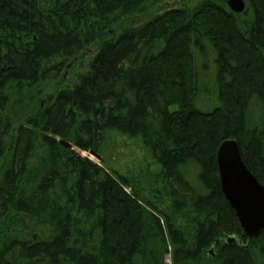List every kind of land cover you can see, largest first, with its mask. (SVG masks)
Listing matches in <instances>:
<instances>
[{
    "label": "trees",
    "instance_id": "16d2710c",
    "mask_svg": "<svg viewBox=\"0 0 264 264\" xmlns=\"http://www.w3.org/2000/svg\"><path fill=\"white\" fill-rule=\"evenodd\" d=\"M159 1L0 0V264H264V233L241 237L215 165L233 139L264 187V0L241 14L205 0L111 36ZM96 41L49 105L7 114Z\"/></svg>",
    "mask_w": 264,
    "mask_h": 264
},
{
    "label": "water",
    "instance_id": "95a60500",
    "mask_svg": "<svg viewBox=\"0 0 264 264\" xmlns=\"http://www.w3.org/2000/svg\"><path fill=\"white\" fill-rule=\"evenodd\" d=\"M226 6L232 13L241 14L245 2L227 0ZM59 145L74 151L69 143L60 141ZM88 154L100 161L94 152ZM215 165L221 195L235 216L241 237L248 241L257 239L264 233V187L245 166L235 140L227 139L219 145ZM234 242L232 239L230 243Z\"/></svg>",
    "mask_w": 264,
    "mask_h": 264
},
{
    "label": "rangeland",
    "instance_id": "374dc122",
    "mask_svg": "<svg viewBox=\"0 0 264 264\" xmlns=\"http://www.w3.org/2000/svg\"><path fill=\"white\" fill-rule=\"evenodd\" d=\"M203 1L205 0H160L156 5L151 6L150 3H146L142 13L131 15L119 21L117 24L113 25L111 28L112 32L110 34L111 36L118 35L123 29H126L130 26L139 25L166 10L181 9L183 7L191 9ZM217 1L218 0H216V2ZM226 2L227 1H225V4ZM100 43L101 41H96L92 45L86 47L76 57L71 59L62 69L56 80L38 84L37 86L33 87L31 91L24 92L23 97L25 96V98L24 100H21L19 105L18 102L12 98L10 100V108H8L7 114L14 117V115H18L19 113L23 117L25 114L35 112L37 110V106L45 107L49 105L53 100L54 95L58 91L72 84L76 77L87 68L93 59ZM12 107H14V109ZM16 110L18 113L15 112ZM205 126L206 125L203 121L195 120L191 123L189 133H201L200 128L202 130L206 129ZM196 144L197 143H194V145ZM74 151L80 156L88 158L92 162L99 164V161L90 156L88 152H81L76 149H74ZM232 239H235L234 244H237V237L227 239V243L231 244L230 242ZM223 242L224 241H222V243ZM215 253V249H210V253L208 252L207 256L214 257ZM165 259V261L169 263V257H166Z\"/></svg>",
    "mask_w": 264,
    "mask_h": 264
}]
</instances>
